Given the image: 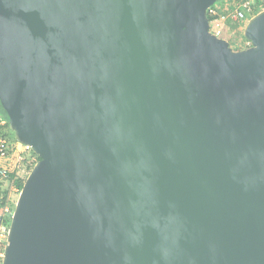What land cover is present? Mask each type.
<instances>
[{
  "label": "water",
  "instance_id": "water-1",
  "mask_svg": "<svg viewBox=\"0 0 264 264\" xmlns=\"http://www.w3.org/2000/svg\"><path fill=\"white\" fill-rule=\"evenodd\" d=\"M0 0V101L40 156L2 264H264V9Z\"/></svg>",
  "mask_w": 264,
  "mask_h": 264
},
{
  "label": "built area",
  "instance_id": "built-area-1",
  "mask_svg": "<svg viewBox=\"0 0 264 264\" xmlns=\"http://www.w3.org/2000/svg\"><path fill=\"white\" fill-rule=\"evenodd\" d=\"M263 9L264 0H226L225 5L219 6L214 3L207 12L209 29L216 36L229 41V35L232 33L244 34L249 19ZM230 22L234 28L228 25ZM244 44L248 47L251 41L245 37ZM21 160L29 164L33 161L37 162L32 148L16 139L11 140L7 136L0 135V260H3L16 203L13 195L19 194L21 190L17 184H10V177L14 173L16 176L27 177L25 169L20 167Z\"/></svg>",
  "mask_w": 264,
  "mask_h": 264
},
{
  "label": "trees",
  "instance_id": "trees-1",
  "mask_svg": "<svg viewBox=\"0 0 264 264\" xmlns=\"http://www.w3.org/2000/svg\"><path fill=\"white\" fill-rule=\"evenodd\" d=\"M0 135L7 136L11 140L16 139L14 132L10 128L8 113L4 109L1 101H0ZM34 155L36 157V160L38 161L40 159V156L36 154L35 152H34ZM34 164H35V161L31 162L30 164L26 163L25 160L20 161V167L25 169L27 175L30 172V170L33 168ZM25 179L26 177L16 176V174L14 173L10 177V184H17L19 188L21 189L24 184ZM7 195L8 194H6V197ZM0 264H2V260H0Z\"/></svg>",
  "mask_w": 264,
  "mask_h": 264
},
{
  "label": "rangeland",
  "instance_id": "rangeland-1",
  "mask_svg": "<svg viewBox=\"0 0 264 264\" xmlns=\"http://www.w3.org/2000/svg\"><path fill=\"white\" fill-rule=\"evenodd\" d=\"M216 5H222V4H226V0H218L216 3ZM261 11V10H260ZM259 12V11H258ZM257 12V13H258ZM248 23V22H247ZM229 26H231L232 28H234V25L230 22L228 24ZM244 39H245V35L244 34H237V33H232L231 35H229V42L230 45L234 48V49H240V48H245V44H244ZM15 140V139H12ZM19 194H14L13 195V199L15 200V202L18 199ZM16 204V203H15ZM15 208V206H14ZM11 222V221H10Z\"/></svg>",
  "mask_w": 264,
  "mask_h": 264
}]
</instances>
